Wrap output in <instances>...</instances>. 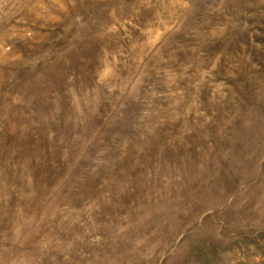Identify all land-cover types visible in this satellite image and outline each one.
Masks as SVG:
<instances>
[{
  "label": "rangeland",
  "instance_id": "obj_1",
  "mask_svg": "<svg viewBox=\"0 0 264 264\" xmlns=\"http://www.w3.org/2000/svg\"><path fill=\"white\" fill-rule=\"evenodd\" d=\"M0 264H264V0H0Z\"/></svg>",
  "mask_w": 264,
  "mask_h": 264
}]
</instances>
